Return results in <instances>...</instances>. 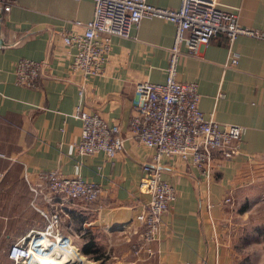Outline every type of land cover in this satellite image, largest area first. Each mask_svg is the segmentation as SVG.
<instances>
[{
	"label": "crops",
	"instance_id": "crops-1",
	"mask_svg": "<svg viewBox=\"0 0 264 264\" xmlns=\"http://www.w3.org/2000/svg\"><path fill=\"white\" fill-rule=\"evenodd\" d=\"M147 1L161 7L180 4ZM218 2L237 14L240 25L264 30V0ZM92 13V0H15L9 11L0 3V185L4 178L22 179L23 169L32 182L39 171L57 170L97 184L96 200L61 205L54 198L49 205L38 198L35 205L61 212V231L72 239L68 253L76 261L83 258L78 264H130L128 233L149 200L139 190L142 166L154 153L128 132L134 87L138 81L165 80L175 27L158 18L142 19L130 36H111L102 73L85 79L71 70L72 50L63 45L61 34L81 31L75 22L90 20ZM231 47L238 55L234 67L225 65L229 45L222 34L194 54L182 47L176 79L197 84L206 117L246 128L239 150L208 182L177 158H161V179L174 186L176 199L162 216L153 257L136 264H264V42L241 35ZM21 58L44 62L36 88L15 84L14 66ZM78 104L119 127L124 141L112 161L102 152L77 154ZM226 197L229 204H223ZM31 200L24 181L0 186V231L15 232L7 234V250L44 226ZM90 238L101 249L99 259L81 252Z\"/></svg>",
	"mask_w": 264,
	"mask_h": 264
},
{
	"label": "built area",
	"instance_id": "built-area-1",
	"mask_svg": "<svg viewBox=\"0 0 264 264\" xmlns=\"http://www.w3.org/2000/svg\"><path fill=\"white\" fill-rule=\"evenodd\" d=\"M13 1L0 0L3 10L9 11ZM92 2L91 19L75 22L82 30L61 34L63 45L72 50L71 70L79 72L85 79L102 73L111 36H130L142 19L158 18L171 22L175 27L173 43L168 50L165 80L161 83L147 80L135 83L133 113L128 123L130 138L154 150L151 161L142 166L144 176L139 184V190L147 193L149 200L136 215L137 226L127 238L134 257L130 264H136L153 257V245L158 241L162 216L176 199L174 186L161 179V158H177L197 169L208 182L222 162L238 152L246 129L234 123L220 124L204 115L199 108L197 84L176 79L177 65L183 54L181 48L194 54L198 46L208 44L212 37L222 34L229 45L225 65L234 67L238 62V55L231 47L234 40L243 35L264 42V30L240 25L237 14L222 9L218 0H180L176 8L155 6L147 0ZM43 65L42 61L18 59L14 66L15 84L36 88ZM79 94H83L82 87ZM75 116L81 123L79 140L75 143L77 154L102 152L108 161H112L121 151L124 141L119 127L109 125L97 112L83 110L80 104L75 108ZM37 177V181L32 182L23 169V180L32 195L31 206L41 215L44 226L10 244L7 258L12 264H30L36 257L51 263L46 260L50 250L66 253L72 247L70 234L61 231V212L37 207L35 202L38 198L49 205L53 204L54 198L59 199L62 205L76 200L93 201L100 193L97 184L79 175L67 177L57 170H47L39 171ZM230 202L229 197L223 200V204Z\"/></svg>",
	"mask_w": 264,
	"mask_h": 264
},
{
	"label": "rangeland",
	"instance_id": "rangeland-1",
	"mask_svg": "<svg viewBox=\"0 0 264 264\" xmlns=\"http://www.w3.org/2000/svg\"><path fill=\"white\" fill-rule=\"evenodd\" d=\"M22 179L21 178H7V179L4 178L3 179V184H1L0 186L1 187L2 186H6L8 184V182H12V181H18V182L22 181L23 182L24 180H22ZM26 188H28L27 185H26ZM263 227H264V225H263ZM18 232L19 231H17L16 233H18ZM8 233H9L10 236H12L15 232H12V231L11 232H1L0 231V264H8V261L5 258V252L7 250L8 244H9V238L7 237ZM262 238H263V241H264V237H262ZM82 260H83V258L77 260L76 263L78 261H82ZM60 261H61L60 259H57V260H55V263L61 264Z\"/></svg>",
	"mask_w": 264,
	"mask_h": 264
},
{
	"label": "bare ground",
	"instance_id": "bare-ground-1",
	"mask_svg": "<svg viewBox=\"0 0 264 264\" xmlns=\"http://www.w3.org/2000/svg\"><path fill=\"white\" fill-rule=\"evenodd\" d=\"M57 259L61 260V264H75L76 262V259H72L71 255L68 252L63 253L58 251L57 249H52L48 253V259H46L47 261H51V263L45 262L42 260V258L36 257L33 259V262H30V264H59L55 263V260Z\"/></svg>",
	"mask_w": 264,
	"mask_h": 264
},
{
	"label": "trees",
	"instance_id": "trees-1",
	"mask_svg": "<svg viewBox=\"0 0 264 264\" xmlns=\"http://www.w3.org/2000/svg\"><path fill=\"white\" fill-rule=\"evenodd\" d=\"M81 252L85 255H88L89 253L96 254L93 257L94 259H99L101 255V249L97 246L96 242L92 238L88 239V241L82 246Z\"/></svg>",
	"mask_w": 264,
	"mask_h": 264
}]
</instances>
